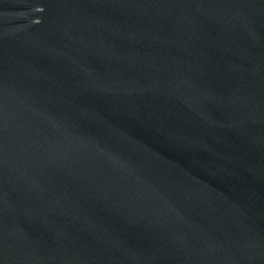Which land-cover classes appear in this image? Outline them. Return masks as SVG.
Masks as SVG:
<instances>
[{
	"label": "water",
	"instance_id": "1",
	"mask_svg": "<svg viewBox=\"0 0 264 264\" xmlns=\"http://www.w3.org/2000/svg\"><path fill=\"white\" fill-rule=\"evenodd\" d=\"M0 264H264V0H0Z\"/></svg>",
	"mask_w": 264,
	"mask_h": 264
}]
</instances>
